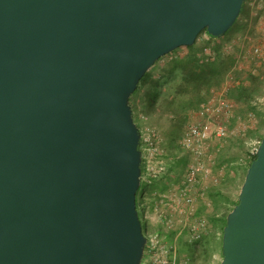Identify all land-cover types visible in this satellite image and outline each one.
<instances>
[{"label": "water", "instance_id": "obj_1", "mask_svg": "<svg viewBox=\"0 0 264 264\" xmlns=\"http://www.w3.org/2000/svg\"><path fill=\"white\" fill-rule=\"evenodd\" d=\"M246 0H0V264H141V131L157 61ZM219 264H264V136Z\"/></svg>", "mask_w": 264, "mask_h": 264}, {"label": "trees", "instance_id": "obj_2", "mask_svg": "<svg viewBox=\"0 0 264 264\" xmlns=\"http://www.w3.org/2000/svg\"><path fill=\"white\" fill-rule=\"evenodd\" d=\"M256 10L258 13H255ZM262 16H264V0H246L239 18L223 36V39L237 28L243 37L248 35L251 26L255 25ZM234 27H236L235 30H233ZM203 34L207 35L206 31L201 33L199 38ZM209 39V43H206L204 47H195L197 41L192 47H182L187 49L186 55L177 53L182 49L180 48L157 61L155 66L168 59L158 75L155 76L150 70L143 77L130 99L134 119L140 131L144 128L141 125V117H144L149 120V122L146 121V126L157 129L171 140L169 144L171 149L174 148L176 139L181 135V132H178L180 127L191 122L190 115L211 96L213 90L221 88L228 75L229 78L232 77V81H230L231 85L227 91V98L235 104V107L238 106L239 115L243 117L246 124L249 115L258 119L257 128H248L247 132L244 131L245 139L243 140L257 139V142L260 143L264 136V113L260 108V100L264 99V66L258 69L257 73L254 71L249 73L246 69L236 70L237 55L235 57L234 53L225 51L223 46L219 45L218 42L223 39L213 37H209ZM237 51H241V47H238ZM139 101L144 116H140L138 113L140 106L137 104ZM233 125L235 124L232 117L228 121V126L232 127ZM241 144L244 145V142L241 141ZM246 153L247 157L242 160L241 164L237 165L235 161L230 164L234 170L240 165L244 166L243 182L247 169L256 158V154L252 155L251 150ZM171 157L176 159L177 154L172 153ZM178 162L182 164V160H178ZM226 182L225 187L216 188L211 192L214 205V211L209 215L211 230L203 236L202 240L196 241L193 245L181 243L179 252L188 255L193 264H210L218 246L222 250V236L227 215L238 204V200L234 201L229 197L235 191L236 181L228 178L222 184ZM155 190L162 192L164 188L156 183L150 189L147 187L143 189L139 200L137 195L138 208L139 206L144 208V202L147 200L151 202L152 208L155 200L152 192ZM160 230V226L152 227V231ZM218 232L220 233L219 241Z\"/></svg>", "mask_w": 264, "mask_h": 264}, {"label": "built area", "instance_id": "obj_3", "mask_svg": "<svg viewBox=\"0 0 264 264\" xmlns=\"http://www.w3.org/2000/svg\"><path fill=\"white\" fill-rule=\"evenodd\" d=\"M206 37L209 38L205 34ZM227 91L228 88L211 94L199 106L177 142L180 153L175 160L185 162L180 180L165 191L152 192L155 200L145 219L152 227L160 226L161 232L144 233L147 241L141 264H193L188 255L179 252L181 243L193 245L211 230V192L221 185L228 170L227 164L218 165L216 146L230 137L228 121L235 110ZM163 142L164 136L157 129L147 126L141 130V186L145 184L148 189L169 174ZM258 146L256 142L252 155Z\"/></svg>", "mask_w": 264, "mask_h": 264}, {"label": "rangeland", "instance_id": "obj_4", "mask_svg": "<svg viewBox=\"0 0 264 264\" xmlns=\"http://www.w3.org/2000/svg\"><path fill=\"white\" fill-rule=\"evenodd\" d=\"M255 13H258V11L256 10ZM237 26V25H236ZM236 27H234L233 30H235ZM239 28H237L232 34H230L229 36L225 37L223 39V37L221 39H223L221 42H218L219 45L223 46L224 50H228L232 53L235 54V57L237 55V66L241 67V68H246V70H252L254 71V73H257L261 67L264 66V16L260 17L259 21L251 26L250 30L248 31V35L246 36H242L241 32H239L238 30ZM205 34H203L202 37H200L197 42L198 44L195 45V47H200L209 43L210 39L209 38H204ZM201 39H205L203 41V44L200 45L199 41H201ZM216 39V38H215ZM220 39V38H219ZM225 41V42H224ZM241 47V51H237V48ZM187 51L186 48H182L179 50V52H177L178 54L180 53V55L184 52ZM168 61V59H165L163 62L159 63L158 65L154 66L151 69V73L158 75L161 71L162 68L165 67L166 62ZM264 97V96H263ZM142 99V98H141ZM261 102V107L264 108V99L260 100ZM137 106H140V101L137 104ZM138 113L139 115H143L144 116V111L143 109L140 107H138ZM147 122H149V120H146ZM248 128H256L255 126H257L254 122L249 121L247 124ZM187 126V123H185L182 127H180V130L178 132H183L185 127ZM241 127L240 130L242 132V128L243 126H239ZM169 139V138H168ZM170 139H169V144H170ZM257 142V139H246V143L244 144V148L241 149V154L243 152V154L239 157H242V160L244 158H246V151H249L252 149V147L255 145V143ZM169 144L166 146L167 149L169 151H172L171 148L169 147ZM240 150H235L233 152L234 153H239ZM238 162L240 164L239 161H235ZM178 163V162H177ZM242 163V162H241ZM173 169V168H172ZM175 177H177L178 173H179V166L175 167ZM243 184V177L239 180V183H237L236 187H235V191H233L232 195H229L231 200H238L239 197V193H240V189L241 186ZM163 186V185H160ZM143 189H146V185L142 184L140 192L138 193V200H139V196L141 194V192L143 191ZM158 190V189H157ZM155 190V191H157ZM232 205V204H231ZM151 202L150 201H146L144 202V208L140 207L138 208L139 212H140V218L142 221V226H143V231L144 233L148 230H152V225L149 224V222L145 219V213H150L151 212ZM145 210H147L146 212H144ZM214 211V205L213 207L210 209V214ZM217 237H218V241L220 240V233H217ZM222 261V250L221 247L218 246L217 251L215 252L213 259L211 261L210 264H219ZM196 264H200V263H196Z\"/></svg>", "mask_w": 264, "mask_h": 264}, {"label": "crops", "instance_id": "obj_5", "mask_svg": "<svg viewBox=\"0 0 264 264\" xmlns=\"http://www.w3.org/2000/svg\"><path fill=\"white\" fill-rule=\"evenodd\" d=\"M204 40L205 39H203V40L201 39V41H199L200 45L203 44ZM186 54H187V51H184L182 53V55H186ZM237 69L238 70H243V69H246V68H241V67L236 66V70ZM248 72L250 73V72H252V70H249ZM229 77L230 76L228 75L226 80L223 82V84H222L220 89L213 90L211 92V94L217 93V92L222 91V90L227 89V88L229 89V87L231 85L230 81H232V77L231 78H229ZM260 108H261V110H263V113H264V108L261 107V104H260ZM248 117H249L248 118L249 119L248 122L251 121V122H254L256 125L258 124V121H257L258 119L255 116L249 115ZM146 120H147L146 118L141 117V125L144 128L147 127L146 126ZM191 120H192V115H190V121ZM233 120H234V124L235 125H233L232 127L229 126V129L231 131L230 137H228L227 139H225L224 141H222L221 143H219L216 146V151H217L216 152V156H217L218 165L227 164V166H228V168H227L228 170H227V173H226V176H225L223 182H225L228 178H231V179H234L236 181V185H237V183H239V180L244 175L245 168H244L243 165H240L237 169L234 170V169H232V166L230 164H231V162H234V161H239V162L242 161V157H239V156H241L243 154V152L241 154V149L244 148V145L241 144V141H243L244 144L246 143V140H243V139H245L244 138V131L247 132V130H248V127H247L245 121H243V117L241 115H239L238 106L235 107ZM187 126H188V124H187ZM239 126H243L242 132L240 131L241 127H239ZM186 127H185V129H186ZM255 127L257 128V126H255ZM185 129H184V131H185ZM237 129H240V130H237ZM184 131L181 133L180 137H178L176 139L174 148L171 149L172 151H169L167 149L166 146L169 144V139L163 135L164 136V142H163L164 145L163 146H164V149L166 150V153H167V159L166 160H167V166H168L169 174L167 175V177L165 179H163L162 181L158 182V184L159 185H163L162 187L164 188V191L166 189H169V187L172 184L177 183L180 180V178L182 177V175L184 174V172H185V162L182 161V164H181V162H178V161L175 160V158H172L173 156L171 157L172 153L177 154V155L180 153V149L177 146V142L182 138V136L184 134ZM235 150H240L239 151L240 154L239 153H234L233 154V152ZM236 163H237V165L239 164L238 162H236ZM178 166H179V173H178L177 177H175V173H174L175 167H178ZM222 183L217 188L225 187L227 185V182L225 184H222ZM236 185H235V187H236ZM202 209H204V208H202Z\"/></svg>", "mask_w": 264, "mask_h": 264}]
</instances>
